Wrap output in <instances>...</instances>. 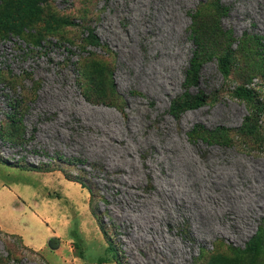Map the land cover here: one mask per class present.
I'll return each instance as SVG.
<instances>
[{"label":"rangeland","instance_id":"rangeland-1","mask_svg":"<svg viewBox=\"0 0 264 264\" xmlns=\"http://www.w3.org/2000/svg\"><path fill=\"white\" fill-rule=\"evenodd\" d=\"M0 264H264V0H0Z\"/></svg>","mask_w":264,"mask_h":264},{"label":"trees","instance_id":"trees-1","mask_svg":"<svg viewBox=\"0 0 264 264\" xmlns=\"http://www.w3.org/2000/svg\"><path fill=\"white\" fill-rule=\"evenodd\" d=\"M213 1H220V0H213ZM210 36H214V34H210ZM90 41L92 43H98V36L94 33V31L90 32ZM203 43V42H202ZM207 46V44H206ZM222 66L221 69L223 70V73H227L229 71V64H228V59L222 58ZM195 64V63H194ZM99 84V82H97ZM103 91V90H102ZM238 94H241V90L238 89ZM25 101V97L21 96L20 98H16L15 102H10L11 106H12V113H14V115H18L20 113H22L23 110H25L24 105L22 106V104ZM204 103V96H199V95H191L190 93L185 94L182 98L175 100L172 102L171 105V110L173 111V113H178L180 111H183L185 109H189V108H198L199 106H201ZM36 169V166H32V169ZM66 177L70 180H72V178H70L69 174L65 173ZM77 182L81 183L84 187L88 188L89 191L94 194V189L93 186L87 182L86 180H78L75 179ZM78 245H80V242H78ZM79 247V246H78Z\"/></svg>","mask_w":264,"mask_h":264},{"label":"water","instance_id":"water-1","mask_svg":"<svg viewBox=\"0 0 264 264\" xmlns=\"http://www.w3.org/2000/svg\"><path fill=\"white\" fill-rule=\"evenodd\" d=\"M50 245L53 246V247H57L58 246V243L57 244H54V242H50Z\"/></svg>","mask_w":264,"mask_h":264}]
</instances>
